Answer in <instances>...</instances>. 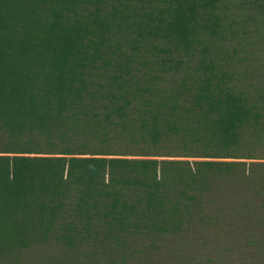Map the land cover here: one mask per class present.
Instances as JSON below:
<instances>
[{
	"label": "trees",
	"instance_id": "16d2710c",
	"mask_svg": "<svg viewBox=\"0 0 264 264\" xmlns=\"http://www.w3.org/2000/svg\"><path fill=\"white\" fill-rule=\"evenodd\" d=\"M0 264H264V0H0Z\"/></svg>",
	"mask_w": 264,
	"mask_h": 264
}]
</instances>
